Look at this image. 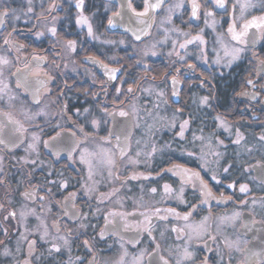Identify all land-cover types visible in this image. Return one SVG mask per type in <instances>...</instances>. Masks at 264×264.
Wrapping results in <instances>:
<instances>
[{
	"label": "flooded vegetation",
	"instance_id": "1",
	"mask_svg": "<svg viewBox=\"0 0 264 264\" xmlns=\"http://www.w3.org/2000/svg\"><path fill=\"white\" fill-rule=\"evenodd\" d=\"M251 1L264 4V0ZM77 2L0 0V12L8 9L10 13L0 25V56L11 61L0 76V124L7 126L6 132L17 122L26 129L17 146L0 144V264H119L125 250L124 264H135L141 253L142 264H148L151 258L147 254L157 244L156 252L169 264H205V260L207 264H264V170L254 173L252 169L254 165L264 166V140L260 139L264 135V71H260L264 29L261 33L256 29L255 47L234 41L235 49H242L239 58L230 66H216V71L210 63V33L205 21L211 17L220 20L219 28L225 30L235 0H225L224 9L214 6L213 0H195L199 4L196 18H192L193 0H164L152 29L140 41L121 27L109 26L111 15L119 10L114 1L83 0L79 9ZM129 4L132 12L144 11V0H129ZM209 11L213 12L211 17L205 15ZM247 16H264V8ZM80 18H86L87 24H78ZM53 27L55 36L50 32ZM10 32L11 43L5 45ZM197 36L201 39L194 40ZM242 39L246 41V37ZM69 41L74 42L73 47L68 46ZM147 42L150 49L142 52L140 61L132 45L145 46ZM181 44L186 46L181 48ZM17 69L20 76L11 75ZM111 69L118 71L110 74ZM24 77L30 82L27 88L23 86ZM18 79L22 85L19 88ZM216 79L220 98L226 96L228 81L235 80L234 104L230 112L220 105L222 108L212 116L216 132L213 140L203 141L212 137L211 126L204 124L210 120H196L205 117L196 113H209L210 109L194 106L200 99L209 98L207 91L200 94V90H206L210 80ZM248 80L253 84L249 85ZM148 83L155 85V91L158 88L165 92L161 97L152 91L147 93L155 102L151 109L147 108L150 102L141 96ZM171 85L179 91L176 104L171 99ZM213 86L216 90V83ZM132 87L134 90L129 92ZM121 111L128 116H120ZM151 113H157L161 121L156 128L155 155L150 157L147 169L138 166L135 174L125 162L141 137L139 123ZM128 118V148L121 157L125 135L121 125ZM93 120L99 122L98 127L92 126ZM185 121L188 124L181 138L178 133ZM226 123L234 124L236 139L237 131L242 134L240 144L233 143V137L229 139ZM58 132L60 137L52 141ZM33 136L39 140L34 141ZM102 137L110 143H104ZM44 141L55 149L46 148ZM30 144L34 148H29ZM85 150L92 154L86 156L91 161V179L89 165L81 163V152ZM104 153L114 154L117 161L111 176L108 166L101 162ZM175 165L198 172L215 199L201 203V188L189 184L183 204H161L159 197L147 201L144 195L152 193V188L158 191L164 184L183 183L180 176L166 171ZM134 175L137 179L131 178ZM229 184L234 187L229 188ZM241 184L248 186L247 194L240 193ZM25 193H32L31 198ZM222 198L227 202L217 203ZM156 208L161 209L160 213L154 211ZM167 209H175L180 217L189 212L192 215L185 221ZM10 212H15V217L5 219ZM113 212L123 214V218L109 215ZM237 212L239 218H233ZM106 216L112 224H107ZM204 217H209V231L218 236L216 241L207 236L195 238L192 229ZM219 217L230 219L220 224ZM173 227L184 230L179 238ZM188 233L193 239L188 240ZM225 241L232 244L231 249ZM30 242H35L34 247L30 248ZM53 245L60 251H55ZM185 247L192 252L191 260L183 259Z\"/></svg>",
	"mask_w": 264,
	"mask_h": 264
},
{
	"label": "snow or ice",
	"instance_id": "2",
	"mask_svg": "<svg viewBox=\"0 0 264 264\" xmlns=\"http://www.w3.org/2000/svg\"><path fill=\"white\" fill-rule=\"evenodd\" d=\"M162 2H163V0H156L155 3H151L150 4L148 2V0H145L144 11L143 12H135V10L133 9V12H134V14L136 16H146L148 14L149 10L155 11L157 8L161 7ZM29 3H31V0H29ZM213 3L215 4V6L217 8L224 9L226 7L225 0H213ZM82 4H83V0H78V2L76 4V7L79 9V8L82 7ZM129 7L131 8V4H129ZM177 7H179V5H177ZM248 7H250V5L247 2L240 4V8H241L242 11L244 9L248 8ZM198 9H199V4L196 3L195 0H193V4H192V18H196L197 17ZM31 11H32V9L29 8L28 12H31ZM9 15H10V13H9L8 9H4L2 12H0V25L4 24V18L9 16ZM205 15L207 17H211L213 15V12L209 11ZM109 22L111 23V21H109ZM77 23L78 24H87V19L86 18H80V19L77 20ZM140 23H144V21H140ZM205 23L207 24V20L205 21ZM235 27L236 26L234 24H230L229 28H228L229 33L232 34V39L237 41V43H246V41L243 40L242 38L246 37L248 35V30L249 29H251V28H255L257 30L264 29V16H261L259 18L253 17L252 20H250V21H248L245 24L240 26L241 27V31H239V32H237L235 30ZM50 32L52 33L53 36H55L56 29L53 27L52 29H50ZM89 34L91 35V26L90 25H89ZM12 35H13V33L10 32L8 34V37H6L4 39V44L5 45H8V44L11 43L9 38ZM37 35L38 36L39 35H43V33H38ZM136 38L139 39L140 37L137 36ZM200 39L201 38L199 36L194 37V40H200ZM192 42L193 41H188L187 43H192ZM68 46L69 47H73L74 46V42L69 41L68 42ZM185 46H186L185 44H181L180 45L181 48H184ZM21 47H23V46H21ZM241 51H242V49H239V48L235 49V54L232 56V59L228 62L229 66L231 65V63L234 60L239 58V53ZM152 54L155 55V53H152ZM34 59H40V58L39 57H34ZM10 63H11V61L6 56H0V76L4 75V71H3L4 66L10 65ZM216 63H219V60H217ZM260 63L262 65L260 71H264V61H261ZM116 71H118V69H111L110 70V74H114ZM11 75H16V76L19 77L20 76V70L17 69V72L16 73H11ZM112 78H114V76ZM48 79L50 80V79H52V77L49 76ZM173 82L175 83L176 81L174 80ZM29 83L30 82L28 81L27 77H24L23 78V86H25L27 88ZM247 83L249 85H252L253 81L252 80H248ZM21 86H22L21 82L18 79L17 87L19 88ZM4 87L7 88V85L5 84ZM128 91L132 92V89L129 88ZM206 99L207 98H205L202 101V103L206 102ZM87 111L88 110L85 109V112H87ZM37 115H40V113H37ZM119 115L124 117V116H128V113L124 112V111H121L119 113ZM10 123H12V122L10 121ZM98 123L99 122L97 120H93L92 121V126L94 128L98 127ZM187 124H188V121H185L184 124L181 125L180 132L178 133V135L181 138H183L184 131H185L186 127H187ZM6 128H7L6 125L0 124V144H4V145L11 144L13 146H17L18 144L22 143V140H23V137H24V134H25V131H26V129H24L22 125H19L18 122H17V126L14 127L13 129L7 130V132H6ZM81 131H83V127H81ZM60 135L61 134L58 132L56 134V136L51 138L52 141H56L60 137ZM71 135L75 136L76 133L72 132ZM110 135H111V132H110ZM237 137H238V139L233 141V143L238 145V144H240L241 140L244 139V137L242 136V134L239 131H237ZM86 139H87V137H86ZM119 139H120V137L117 136V140H119ZM260 139L264 140V135H261ZM33 140L34 141H38L39 137L33 136ZM101 140L104 143H110V140L108 138H106V137H102ZM221 143H223V142L221 141ZM44 146L46 148L55 149V146L50 144L49 141H44ZM29 148H34V145L30 144ZM73 150H75V149H73ZM154 151H155V148H153V152ZM54 154L58 155L59 151L55 150ZM69 155H71V153H69ZM88 155H92V154L87 153L86 150L81 152V163H85V164L89 165V178L91 179V177H92L91 161L86 159V156H88ZM124 155H125L124 149L121 148L120 156L123 157ZM137 155H139V153H137ZM149 155H151V153ZM189 155H191V153H189ZM104 156H105V159H103L101 162L103 164H105L106 166H108L109 176H111L112 175V170L115 169L116 166H117V161L115 159V155L113 154V155L109 156L107 153H104ZM166 171L171 172L172 175H174V176H176V175L180 176L182 182H187V180H191L192 177H195L196 179H198L200 181L201 195L204 197V199L201 201V203H208V201L210 199H215V197L213 196L211 188H209L208 184L200 177V174L198 172H191V170L183 167L182 165H175L173 168H169ZM224 171L228 172L229 169L225 168ZM131 178L132 179H137V176L134 175ZM144 178L147 179V177H144ZM185 178H187V180ZM117 179H118V177H117ZM212 179L216 180V177L213 176ZM0 183H3V180H0ZM217 183H219V181H217ZM61 187H66V185H61ZM228 187L229 188H233L234 184H229ZM163 189H164V193L165 194H169V193L172 192V188L168 184H165L163 186ZM116 191H119V190L117 189ZM181 191H182V189H181ZM239 191H240V193L247 194L248 191H249L248 186L246 184H241L240 187H239ZM151 192L152 193H156L157 189L156 188H152ZM113 194L114 193H109L108 195L111 196ZM24 195H25L26 198H31L32 193H25ZM74 197H75V193L72 194V198L73 199H74ZM40 199L43 200L44 197H40ZM227 199H231V197H228ZM181 202H183V201H181ZM226 202H227V200L223 199V198L217 201V203H226ZM0 208H3V205H0ZM195 209H196V205H193L192 206V212H194ZM154 211L158 214V213H160L161 209L156 208ZM167 211H168L169 214H175L177 216V218H181V219H183L185 221H188L190 216L192 215V212H189V213L183 215L182 217H180L179 213H176L175 209H167ZM15 215H16L15 212H10L9 216H6L5 219H8L9 217H15ZM21 215H23V213H21ZM65 215H68V213L65 212ZM109 215H111L113 217H115L117 215H120L121 218H123V214H119V213H115V212L110 213ZM141 215H143V213H141ZM239 216H240V213L237 212V213L234 214L233 218H239ZM145 218L149 220V223L151 222L149 217H145ZM160 218L161 219H166L167 217H160ZM218 219L220 221V224H225L226 221H228L230 218L229 217H219ZM105 220H106L107 224H112L113 223V221L109 220L107 216L105 217ZM208 220H209V217H204L203 221H201L200 224L196 225V227L192 229V232L195 233V238L196 239H202L204 236H207L208 239L213 240V241H216L218 239V236H213L211 234V232L209 231V229L211 228V225L208 224ZM255 223H256V221L253 220L252 224H255ZM127 227L128 226L126 224L125 225V230H127ZM144 230H147V229H144ZM172 231L173 232H177L178 233V238H179V233L183 232L184 230L183 229H177V228L173 227ZM113 234H115V233H113ZM100 235H101V238H103L104 233L101 232ZM149 235H151L150 232H149ZM187 235H188V240L193 239V236H192L191 233H188ZM41 239H43V237H41ZM0 243H2V242H0ZM65 243H67V239H65ZM224 243H225V246L227 248H229V249L232 248V244L230 242L225 241ZM34 244H35V242H30V248L34 247ZM85 245L86 246L88 245V241H85ZM133 245L135 246V241H133ZM205 246H207V241H205ZM53 248H54L55 251H60V249L55 247V245H53ZM121 248H123V244L121 245ZM157 248H159V244L156 245V248H154L152 252L147 254L151 258L149 260L148 264H161V262H162V264H169V262L167 260H165L164 257L159 256V254L156 252ZM154 253H155V255H154ZM29 254H31V253H29ZM125 256H127V251L126 250L124 251V254L121 256L119 264H124V257ZM143 257H144V253H141L140 256H137L135 258V264H142ZM192 258H193L192 252L189 251L188 247H185L184 253H183V259L184 260H191ZM26 264H27V262H26ZM177 264H181V262L177 261ZM205 264H207V260H205Z\"/></svg>",
	"mask_w": 264,
	"mask_h": 264
},
{
	"label": "rangeland",
	"instance_id": "3",
	"mask_svg": "<svg viewBox=\"0 0 264 264\" xmlns=\"http://www.w3.org/2000/svg\"><path fill=\"white\" fill-rule=\"evenodd\" d=\"M245 2H247L250 5V7L242 11L240 8V4L245 3ZM259 7L264 8V4H261V2L255 3V2H252L251 0H240V1L235 0V2L232 3V7H231L232 11L230 13H232V16H231V19H229L230 24H234L236 26L235 30L237 32L241 31L240 26L252 20V19H248L247 14H250L252 11L258 9ZM219 26H221L220 20L214 21L213 18L211 17L210 20L207 21L206 30L210 33V38L208 40V46H210V49H209L210 63H211V67H214V68H216V66L221 67L222 65H225V63L229 66L228 62L232 59V56L235 54V43H234L235 40L232 39V34L229 33L228 31L229 26L223 31L221 30V28H219ZM262 30L263 29L260 30V33ZM228 34H230L231 36H228ZM148 44L149 43L147 42L145 46L143 45L139 46L140 44L132 45V48L137 51L138 60L141 61L142 57H144L142 52H146L150 49ZM217 60H219V63H216ZM233 62L231 64H233ZM211 70L218 71V68L214 70L211 68ZM133 90L134 89L132 87V91ZM151 91L158 93L159 97L165 95L164 90H160L157 88V90L155 91L154 84H149V83L146 84L143 88V95L141 96L145 97L147 101L150 102V104L147 107L150 109L154 108V103H155L149 96H147V93ZM203 100L204 99H200L198 101L200 106L202 105L204 106V104H207L209 101V99H206V102L202 103ZM131 104H132V111H135L134 109L135 100H132ZM163 105L164 104H162V106ZM156 114L157 113L147 114L144 117V119L141 120L142 122L139 123V126H140L139 133L140 134L138 137L140 136L141 137L140 138L137 137L138 139L136 138L137 141H135V144L133 145V150L131 154H129L128 160H126L125 162L126 164H130L131 168L135 171V174L138 172L136 171L138 166H141L142 168L147 169V167L149 166L148 162L150 161V157H154L155 155V151H156L155 138H157L156 128L157 126L161 124V121L159 117L156 116ZM167 124H170V122H167ZM217 125H219L218 121H217ZM226 126H227L226 131L228 132V137L231 138L233 136V139L236 140L235 133H234V124L226 123ZM206 140L212 141L213 138L209 137L207 139H203V141H206ZM153 148H155L154 152H153ZM137 153H139V155H137ZM150 153L151 155H149ZM185 179L187 180V178ZM189 184L193 185L192 188L194 189L201 188L200 181L196 179L195 177H192L191 180H187V182H183V183L179 182L178 185L177 184L175 185V183L174 185H171L168 183V185H170V187L172 188V192L169 194H165L164 189L162 187L156 193H148V194H145L144 197L145 199H147V201H150V199H156L159 197V203L161 204H173V203L183 204L185 203L184 201L185 193L188 190Z\"/></svg>",
	"mask_w": 264,
	"mask_h": 264
},
{
	"label": "water",
	"instance_id": "4",
	"mask_svg": "<svg viewBox=\"0 0 264 264\" xmlns=\"http://www.w3.org/2000/svg\"><path fill=\"white\" fill-rule=\"evenodd\" d=\"M114 1L118 6L119 10L117 14L111 15L109 26L121 27V29L127 31L136 41H140L146 37L149 31L152 29L154 16L159 8L155 11L149 10L146 16H136L129 7V0H110ZM164 1V0H163ZM145 2V0H144ZM148 2L155 3L156 0H148ZM163 3V2H162ZM140 21H144V23H140ZM120 24V25H119ZM140 38L137 39L136 37ZM258 42V33L256 29L251 28L246 36V44L249 47H255ZM172 86V102L178 103V90L175 85ZM180 86V85H177ZM175 93V94H174ZM128 118L127 122L121 125V129H124V138L122 139L121 148H128V137L131 131V121ZM123 131V130H122ZM254 173H257L258 170H264V166L254 165L252 167Z\"/></svg>",
	"mask_w": 264,
	"mask_h": 264
},
{
	"label": "trees",
	"instance_id": "5",
	"mask_svg": "<svg viewBox=\"0 0 264 264\" xmlns=\"http://www.w3.org/2000/svg\"><path fill=\"white\" fill-rule=\"evenodd\" d=\"M219 80V79H218ZM218 80H214L213 82L210 80V83H209V87H205L204 89L206 90H200V94L203 93L204 91H207L208 94H209V101L207 104L204 105V107H200L198 106L199 104L196 102V105L194 106V108L196 109H199V110H204L206 108L209 107L210 109V112L209 113H204V112H199V113H196V114H205V117H198L196 118V120H199L201 122H203L206 118H208L210 121L209 122H204V124H209L211 127L209 128V131H210V134L212 135V138H213V135H215V130H214V122H213V115L217 112L215 111H218L220 110L222 107L220 106L221 104L223 105L224 108H226L228 110V112L231 111V108H232V104L233 103V95H234V89L236 88V82L234 79H230L227 83V93H226V96L225 98H220L219 96V82ZM214 83H216L217 87H216V90H215V87L213 86ZM214 91H216V95H214ZM186 94H189V92L186 90L185 91ZM185 100H187V97L185 98ZM187 105L188 108H190V100H187ZM203 125V124H201ZM217 131V130H216ZM234 131H235V128H234ZM249 131V130H248ZM250 132V131H249ZM216 136H218V134H216ZM233 137V136H232ZM231 137V138H232ZM229 137V139H231Z\"/></svg>",
	"mask_w": 264,
	"mask_h": 264
}]
</instances>
